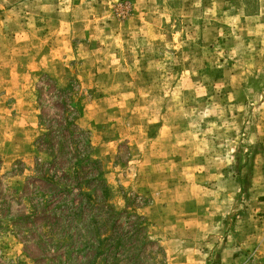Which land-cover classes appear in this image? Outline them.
I'll list each match as a JSON object with an SVG mask.
<instances>
[{"label":"rangeland","instance_id":"1","mask_svg":"<svg viewBox=\"0 0 264 264\" xmlns=\"http://www.w3.org/2000/svg\"><path fill=\"white\" fill-rule=\"evenodd\" d=\"M260 200L264 0H0V264H264Z\"/></svg>","mask_w":264,"mask_h":264},{"label":"trees","instance_id":"2","mask_svg":"<svg viewBox=\"0 0 264 264\" xmlns=\"http://www.w3.org/2000/svg\"><path fill=\"white\" fill-rule=\"evenodd\" d=\"M65 91L72 90L73 89V84L71 82L65 87ZM70 101L73 102V99L70 98ZM71 106H73V112L71 111V116H67L65 118V128L66 130H69V135H70V141L71 145L70 147L73 148L75 147V152L74 155L72 156L71 159H74V163H72V166H69L65 169L64 174L68 178L69 176L73 175V178L78 179L79 175L82 173L83 168H89L93 171H95V174L90 178L92 181H95L97 183V187L100 189V193L102 194V214L106 212L111 218L116 219V215H118V212H116L109 204H108V199H109V187L108 184L106 183L105 178L103 177V169L101 168L100 161L98 159L92 158L91 153L88 150L91 148V142L88 137H85L84 139H77L79 135H84L88 133L86 130H80L78 129H71V126H74L75 128H78V125L76 123V119L78 115L80 114L81 111V105H73L70 103ZM79 134V135H78ZM80 137V136H79ZM42 142L49 143V139L47 137L40 138ZM78 142L81 143L83 146L81 147V150L76 148V145L78 147ZM60 147V153H67L68 152L64 151V148L68 147L66 146L63 142L62 144H57ZM57 157L54 158L53 162H56ZM64 170V168H63ZM65 182H62V184ZM81 182L77 180L76 186L79 187V189L76 187V190L79 191V194L82 193V188H81ZM71 188L75 187L74 185H66L67 191H71ZM88 196V194H85ZM69 214V211H67ZM74 213V212H73ZM77 214V213H75ZM137 218H141L143 216L136 214ZM106 219L102 217V224H106ZM145 221H141L140 219L133 224V230H140L145 226ZM114 245L116 249H120L125 245V243L120 239H116L114 242ZM104 248V242L102 239V250H105Z\"/></svg>","mask_w":264,"mask_h":264},{"label":"crops","instance_id":"3","mask_svg":"<svg viewBox=\"0 0 264 264\" xmlns=\"http://www.w3.org/2000/svg\"><path fill=\"white\" fill-rule=\"evenodd\" d=\"M259 203H260V206H258V208H257V211H264V208H263V206H261V205H263V203H264V201H259ZM259 213H261V212H259ZM258 220V224H259V227H258V230H259V232H256V233H254V232H252L251 231V234L250 235H248L247 234V236L246 235H244V236H246V239H252V241H254L255 239H256V237L258 238V242L257 243H259V241H260V237L261 238H263L264 237V232H262V228H263V226H264V219H257ZM255 223V222H254ZM257 223H255L254 224V228H257L256 226V224ZM239 235H237L236 234V237H238ZM249 236H251L250 238H249ZM245 239V241L243 242L245 245L247 244V243H249V242H247V240ZM244 244H242L241 245V247L244 245ZM227 246H229L230 244H226ZM245 247H249V246H245ZM228 248V250L230 249L229 247H227ZM234 251V248L232 249L231 248V252H233ZM234 254H231V258H227L226 259V262L224 263V262H221V263H219V264H240L241 262H239V256H235V258H234V260H233V256ZM235 259H237V261L235 260ZM206 262H207V260H204V263L203 264H206ZM202 264V263H201Z\"/></svg>","mask_w":264,"mask_h":264}]
</instances>
